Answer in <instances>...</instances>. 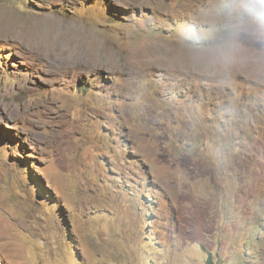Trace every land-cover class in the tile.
<instances>
[{
	"label": "rangeland",
	"instance_id": "374dc122",
	"mask_svg": "<svg viewBox=\"0 0 264 264\" xmlns=\"http://www.w3.org/2000/svg\"><path fill=\"white\" fill-rule=\"evenodd\" d=\"M262 19L0 0V264H264Z\"/></svg>",
	"mask_w": 264,
	"mask_h": 264
},
{
	"label": "trees",
	"instance_id": "16d2710c",
	"mask_svg": "<svg viewBox=\"0 0 264 264\" xmlns=\"http://www.w3.org/2000/svg\"><path fill=\"white\" fill-rule=\"evenodd\" d=\"M177 30H185L184 27H181L180 29H177ZM27 166V165H26ZM262 223H264V219L260 218L258 221H257V224L260 226ZM259 234V231L258 229H255L254 230V239L252 240H255V241H251V243H256L257 241V238H258V235ZM206 264H214V262L210 259V257H208V260L206 261Z\"/></svg>",
	"mask_w": 264,
	"mask_h": 264
},
{
	"label": "clouds",
	"instance_id": "9594fccd",
	"mask_svg": "<svg viewBox=\"0 0 264 264\" xmlns=\"http://www.w3.org/2000/svg\"><path fill=\"white\" fill-rule=\"evenodd\" d=\"M258 34L260 38H264V19L259 22Z\"/></svg>",
	"mask_w": 264,
	"mask_h": 264
}]
</instances>
